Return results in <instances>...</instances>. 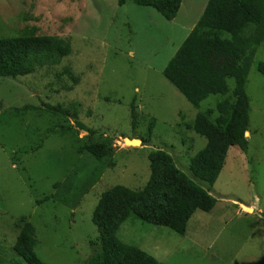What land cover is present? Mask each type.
Masks as SVG:
<instances>
[{"label":"rangeland","instance_id":"rangeland-1","mask_svg":"<svg viewBox=\"0 0 264 264\" xmlns=\"http://www.w3.org/2000/svg\"><path fill=\"white\" fill-rule=\"evenodd\" d=\"M208 1L183 0L177 18L168 21L132 0L123 7L118 0H0V36L28 27L36 36L70 39L73 54L63 64L71 65L82 78L70 93L49 89L53 74L45 72L30 79L0 81V264H23L12 251L18 235L15 224L21 216H31L39 240L37 254L43 262L85 264L100 250L89 243L100 238L92 219L101 195L117 185L142 189L150 177L148 154L159 149L210 191L217 205L210 213L196 212L184 237L131 219L118 232L121 241L162 264H264V77L257 72V63L264 62V45L247 85L249 149L232 148L212 186L190 171L191 160L206 147V139L180 126L193 121L196 111L164 77ZM134 100L140 115L136 131L130 117ZM71 103L81 104L79 122L97 134L92 142L100 139L111 144L118 160L115 167L87 153L77 155L78 144L60 135L50 137L39 152L23 154L31 140L64 122L51 121L43 113L11 119L12 109L67 108ZM206 105L213 108L214 100L203 103L201 109ZM151 119L156 127L149 142L145 139L146 148L141 138H147ZM78 130L79 139L91 136ZM129 138L140 142L126 144ZM49 195L54 203L36 205Z\"/></svg>","mask_w":264,"mask_h":264},{"label":"trees","instance_id":"trees-1","mask_svg":"<svg viewBox=\"0 0 264 264\" xmlns=\"http://www.w3.org/2000/svg\"><path fill=\"white\" fill-rule=\"evenodd\" d=\"M132 2L139 7L155 10L168 21L177 18L183 4V0ZM127 3L128 0H118L120 7ZM21 16L24 21L28 20L27 14L23 16L21 13ZM263 45L264 0H209L201 19L164 70L166 80L196 111L193 121L180 126L184 127V131L194 132L206 139V147L192 158L190 171L195 178L210 186L218 180L232 148L242 152L249 149L250 139L246 135L252 132L251 100L247 85ZM72 54L70 39L36 36L31 34L28 27L13 35H1L0 81L30 79L45 72L53 74L49 89L70 93L82 82L81 76L76 75L71 65L63 64ZM257 72L264 77V62L257 63ZM213 100V108L206 105L201 109L203 103ZM137 105L136 100L130 105L133 131L138 129L140 117ZM44 107L12 109L11 119H20L29 113H43L51 121L64 122L48 129L44 133L47 136L40 134L37 140H31V145L23 150V154L39 152L50 137L60 135L63 138L72 137L73 143L78 144L77 155H92L97 162H104L109 168L117 165L111 144L108 145L106 140L100 143L97 141L100 139L92 142L97 134L79 122L81 104L71 103L67 108L62 105ZM181 116L182 120L186 119L185 115ZM151 120L147 138H141L146 148L156 127V120ZM78 128L89 131L91 136L79 139ZM118 139L123 142V138ZM148 160L150 177L142 189L131 190L117 185L101 195L92 219L99 229L100 238L98 243H89L100 250L85 264H162L133 244L122 242L118 237L122 225L134 219L184 237L196 212L210 213L215 209L217 200L210 191L182 172L176 159L167 151L151 150ZM77 164L78 157L74 158L72 167ZM91 178L96 180L99 176L91 174ZM54 187L58 190L59 183H55ZM51 197L43 196L36 205L40 207L54 203ZM30 217L17 219L15 228L18 235L12 251L23 264H47L37 254V229ZM134 220L130 223L134 224Z\"/></svg>","mask_w":264,"mask_h":264},{"label":"water","instance_id":"water-1","mask_svg":"<svg viewBox=\"0 0 264 264\" xmlns=\"http://www.w3.org/2000/svg\"><path fill=\"white\" fill-rule=\"evenodd\" d=\"M140 142L139 140H125V143L127 144L128 142H131V143H133V142ZM129 147H132V146H129Z\"/></svg>","mask_w":264,"mask_h":264},{"label":"bare ground","instance_id":"bare-ground-1","mask_svg":"<svg viewBox=\"0 0 264 264\" xmlns=\"http://www.w3.org/2000/svg\"><path fill=\"white\" fill-rule=\"evenodd\" d=\"M129 144H131V145H133V146H135L136 145V141L135 142H133V143H131V142H128Z\"/></svg>","mask_w":264,"mask_h":264},{"label":"clouds","instance_id":"clouds-1","mask_svg":"<svg viewBox=\"0 0 264 264\" xmlns=\"http://www.w3.org/2000/svg\"><path fill=\"white\" fill-rule=\"evenodd\" d=\"M242 206V205H241Z\"/></svg>","mask_w":264,"mask_h":264}]
</instances>
